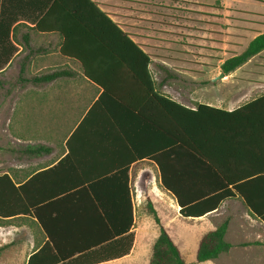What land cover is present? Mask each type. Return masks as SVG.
I'll use <instances>...</instances> for the list:
<instances>
[{
	"label": "crops",
	"instance_id": "0c3cea01",
	"mask_svg": "<svg viewBox=\"0 0 264 264\" xmlns=\"http://www.w3.org/2000/svg\"><path fill=\"white\" fill-rule=\"evenodd\" d=\"M96 1L150 54L149 68L157 88L168 98L193 110L200 104L229 111L241 106L242 97L235 94L205 99L204 79L189 81L185 75V52L151 44L146 35L136 32L142 29L135 25L136 21L146 20L120 14L122 8L118 2ZM42 7V0L7 2L5 20L13 22L11 39L18 51L0 70V175L9 174L17 185L35 177V197L64 201L61 207L65 209L86 199L89 220L95 227L93 231L101 234L112 230V226L108 221H100L98 213L92 211V195L86 192V187L100 184L98 196L110 207L115 198L112 184L124 181L123 172L128 170L135 225L138 208L143 210V215L144 211L148 213L150 197L184 258L188 255L194 259L195 256L197 260L203 235L229 219L225 239L233 247L208 261L213 264H264V221L252 213L239 193L224 199L216 210L204 216L186 217L181 214L178 198L162 186L158 165L149 154L141 156V153L156 150L154 119H160L166 130L163 133L166 149H174L176 146L172 148L170 141L173 128L188 142H199L214 135L218 126L209 119V113L190 117V120L180 114L179 121L173 123L169 105L167 110L165 107L157 109L156 101L145 95V83L132 74L143 69L144 63L138 62L137 53L119 51V33L102 17L87 20L93 33L76 32L70 41V49L82 53L90 72L100 79V83L92 81L85 75L81 61L62 52L67 43L65 37L53 28L48 29L62 22L70 29V22L55 15L43 25V16H39ZM260 33L264 32L257 35ZM56 71L73 74L49 80L34 79ZM259 77L246 86L245 96L249 101L264 95V74ZM189 88L193 92L188 91ZM201 147L210 154L214 152L211 145ZM190 156L192 153L184 146L169 156L170 181L188 205L214 187L211 179H201L197 173L190 177L188 170L192 168L187 165ZM254 191L264 196V185H258ZM175 218L187 222L177 229L173 223ZM0 221L4 234L25 231L27 248L32 247L24 259L4 256L3 264H28L34 251L48 241L36 218L21 215ZM135 225L131 230L135 233L131 253L100 264L118 263L133 256L140 240Z\"/></svg>",
	"mask_w": 264,
	"mask_h": 264
},
{
	"label": "trees",
	"instance_id": "16d2710c",
	"mask_svg": "<svg viewBox=\"0 0 264 264\" xmlns=\"http://www.w3.org/2000/svg\"><path fill=\"white\" fill-rule=\"evenodd\" d=\"M42 1L43 7L39 16L41 14L43 16V25L46 26L49 19L55 15L70 22L68 25L70 29L64 26V22L58 26L48 27V29L53 28L52 30L60 32L65 37L67 43L62 47V52L81 61L85 66V75L92 81L100 83V79L88 69L82 53L70 49V41L76 32L93 33L94 29L87 23V20L102 17L109 21L119 33V51L137 53L138 62L144 63L143 69L135 70L132 74L135 79L145 83L147 86L144 89L145 95L156 101L157 109L165 107L167 110L169 105L173 123L179 121L180 114H185L190 120V117L207 112L209 119L217 124L218 129L213 133L214 135L202 138L199 142L182 140L179 131L173 128L170 141L172 148L176 147L166 149L168 145L163 144V133L166 130L160 119H154L153 124L158 142L156 150L141 153V156L149 154L151 160L158 165L162 186L178 198L182 215L186 217L204 216L216 210L224 199L239 193L252 213L264 221V196L254 191L258 185H264V95L231 111L207 104H200L196 110L187 108L159 91L149 68L150 54L132 39L131 33L124 31L120 24L118 25L110 18L109 13L101 8L98 1ZM7 2L8 0H2V4L0 3V70L12 60L18 51L11 39L13 22L7 23L5 20ZM263 50L264 33H260L251 40L244 52L235 54L224 61L221 66L222 72L225 75L234 72ZM72 74L67 71H56L34 79L49 80ZM202 145H211L214 148L213 154L203 149ZM180 146H184L192 153L187 164L192 168L188 170L190 177L197 173L201 179L206 177L214 184L212 190L198 196L193 201L195 203L191 205L182 200L180 192L170 181L169 156L174 154ZM123 173L125 180L112 184L115 187V198L110 207L104 199L98 196L101 189L100 184L86 187V192L92 195V211L98 213L100 221H108L112 226V230L101 234L93 231L95 227L89 220L86 199L85 201L78 200V203L74 202L72 208L65 209L61 207L64 201H46V199L35 197V177L22 185H17L9 174L0 175V219L21 215L31 216L37 219L48 236V241L30 256L28 264H100L129 255L135 242V233L131 231L135 225V207L128 170ZM147 210L159 226V235L153 245L150 264H188L178 244L163 225L150 197H148ZM228 226L229 219L217 229L203 235L197 251L198 262L215 259L220 254L231 250L233 245L225 239ZM3 250L4 247H0V254Z\"/></svg>",
	"mask_w": 264,
	"mask_h": 264
},
{
	"label": "rangeland",
	"instance_id": "374dc122",
	"mask_svg": "<svg viewBox=\"0 0 264 264\" xmlns=\"http://www.w3.org/2000/svg\"><path fill=\"white\" fill-rule=\"evenodd\" d=\"M113 1L122 8L120 14L146 20L136 21L135 25L142 28L136 32L146 35L151 44L185 52V75L189 81L204 79L205 99L235 94L242 97L240 105L249 101L245 96L246 86L264 74V50L216 82L211 79L222 73L221 66L227 58L244 52L251 40L259 32H264V0ZM187 90L193 92L190 88ZM185 222L182 218H175L173 223L180 229ZM135 226L140 240L133 256L112 264H150L159 227L151 214L144 211L143 215L139 208ZM4 233L0 230V247H5L0 254V264H3L4 256L24 259L32 249L27 248V233ZM185 258L188 264H213L212 261L198 262L195 256L194 259L188 255Z\"/></svg>",
	"mask_w": 264,
	"mask_h": 264
},
{
	"label": "water",
	"instance_id": "95a60500",
	"mask_svg": "<svg viewBox=\"0 0 264 264\" xmlns=\"http://www.w3.org/2000/svg\"><path fill=\"white\" fill-rule=\"evenodd\" d=\"M223 77H225V73L224 72H222L219 76H217L216 78H214L213 79V82H216L217 80H219V79H221Z\"/></svg>",
	"mask_w": 264,
	"mask_h": 264
}]
</instances>
